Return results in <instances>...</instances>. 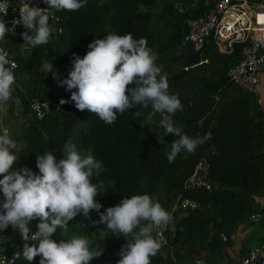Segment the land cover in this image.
<instances>
[{
	"label": "trees",
	"instance_id": "16d2710c",
	"mask_svg": "<svg viewBox=\"0 0 264 264\" xmlns=\"http://www.w3.org/2000/svg\"><path fill=\"white\" fill-rule=\"evenodd\" d=\"M155 2L156 0H87L86 5L76 11L54 10L62 27L57 42L46 47H32L31 55L26 58L30 61L37 60L44 53L47 62L52 63L53 67H62L59 79L62 80L67 78L72 68L73 54L83 57L89 50L88 44L94 39L104 38L106 34L131 33L134 39L145 38L150 46L157 33L152 25V12L148 8ZM202 5L204 6L203 3ZM200 13L196 11L168 19L165 28L172 29V32L166 35L164 33L161 42L165 45V51L184 50L186 63L182 68L204 59L214 61L216 55L230 59L229 64H225L224 77H220L223 76L222 72L219 73L218 79H223L215 88L213 96L216 98L211 97L207 102L199 104L194 112L200 110L201 113L196 118L179 117L183 123L193 122L182 129L186 135L195 138L210 132V140L198 145L193 153L181 152L173 163H169L165 145L177 137L166 135L160 126L144 125L146 120L155 118L150 115V106L149 109L136 106L123 114L118 113L116 121L109 125L94 113L76 109L70 100L71 92L66 91V85L59 84L56 94L51 97V100H58V110L46 114L39 121H29L24 126L20 136L22 145L15 152L18 160L14 170L28 168L39 174L36 157L48 150L59 161L62 158L63 143L71 139L82 155L91 151L102 162L99 175L94 172L90 177L93 184L104 185V189L96 197V201L103 205L101 212L119 204L124 197L148 194L153 198L158 186L175 196L181 194L195 198L200 202V207L183 214L166 229V234L171 235L169 243L180 245L190 256H200L202 253L217 256L225 243L219 236L224 232L222 226L239 223L246 214L248 216L252 210L249 209L252 194L264 185V110L255 97L235 87L226 77L227 69L239 57L237 45L231 54H221L216 51L212 42L199 52H193L183 42L184 20ZM190 69L192 67L183 70ZM16 74L17 72L14 76ZM228 89H232L235 94L227 95ZM22 94L17 97L22 102L23 112L29 98L35 95L30 89ZM61 99L68 103L61 104ZM137 109L143 112L140 117L134 115ZM176 117L178 115L174 114L175 120ZM176 126H179L177 121ZM157 137H164V143H158ZM210 144L214 148L208 149ZM204 155L208 160V176L216 187L211 191L185 187L199 157ZM2 202L3 194L0 193V203ZM91 214L92 211L87 218L78 214L69 221L67 228H58L53 239L59 242L66 237L85 236L89 239L90 248L95 250L96 240L90 237V228L86 227ZM261 223L264 224V221ZM29 227L31 230L30 224ZM0 236L7 241L5 243L0 240V249H18L22 254L23 247L19 244L23 240L18 231L9 226L0 232ZM108 239L109 236L106 237ZM34 244L37 242L30 246ZM161 249L162 247L155 256L150 257L151 264H170L161 254ZM39 259L38 256L29 262L21 255L9 264H39ZM90 264H97L96 259L93 258Z\"/></svg>",
	"mask_w": 264,
	"mask_h": 264
},
{
	"label": "clouds",
	"instance_id": "9594fccd",
	"mask_svg": "<svg viewBox=\"0 0 264 264\" xmlns=\"http://www.w3.org/2000/svg\"><path fill=\"white\" fill-rule=\"evenodd\" d=\"M43 2L46 8L22 0L19 19L12 21L13 26L22 25L27 29L20 35L24 43L32 47L48 43L52 33L49 10L76 11L84 7L87 0ZM8 29L6 22L0 21V40L5 38ZM87 47L89 50L83 57L73 54L67 78L59 80V84L66 85V91L71 92L70 100L76 109L94 113L109 125L116 121L118 113L123 114L136 106L144 109L150 106L152 114H169L160 122L166 135L177 137L165 145L169 163L181 152L193 153L198 145L212 138L210 132L192 138L173 124L171 116L183 110L182 104L176 95L169 94L168 75L156 64L157 55L148 47L145 38L134 39L131 33H109L102 39H94ZM16 66L0 48V104L13 99ZM43 71L52 72L54 79L58 77L52 63L45 62ZM60 103L68 101L61 99ZM142 113L137 109L134 115L140 117ZM163 138L157 137V142L163 144ZM16 148V142L5 129L0 134V193L3 194L0 232L11 226L25 241L22 254L15 253L14 259L22 255L31 262L39 256V264H89L103 254L102 248L92 250L85 236L59 242L53 236L58 228H67L69 221L78 214L87 218L94 210L99 214V221H92L93 224H105L113 235L131 237L116 253L120 257L116 264H151L150 257L162 247L161 240L155 238L153 232L166 230L173 224L171 212L148 194L124 197L119 204L101 212L103 205L96 197L104 185L93 184L90 177L94 172L99 175L102 162L91 151L82 155L71 139L63 143L59 161L48 150L36 157L39 174L28 168L14 170L18 160L13 151ZM33 220L39 221L38 230L30 235L29 224ZM0 240L7 242L3 236ZM29 240L37 244L30 246Z\"/></svg>",
	"mask_w": 264,
	"mask_h": 264
},
{
	"label": "built area",
	"instance_id": "2783aa9c",
	"mask_svg": "<svg viewBox=\"0 0 264 264\" xmlns=\"http://www.w3.org/2000/svg\"><path fill=\"white\" fill-rule=\"evenodd\" d=\"M25 2L30 3L32 6L47 7L43 0H25ZM21 6L22 0H0V21H5L6 26L9 27L5 38L0 40V48H3L7 52V58L17 65L13 70L14 73L19 70L20 63L15 52L8 46V41L13 44L16 43L19 49L24 52L31 47L24 43L20 35L22 32H26L27 29L22 25L13 26L12 24L14 19H19ZM48 14L52 33L48 43L43 44L45 46L54 45L62 33L59 17L54 10H49ZM182 39L193 52L201 51L212 42L217 52L231 54L237 45L239 47V57L227 69L226 77L241 91L255 98L260 97L261 72L264 73V0L255 3H250L248 0H217L200 14L189 16L184 20ZM191 67L184 66L183 69L188 70ZM214 97L216 98V96ZM59 106L58 100L48 99L43 101L36 98V96L30 97L27 103L31 116L37 121L43 119L48 113L56 112ZM150 115L157 118L158 126H160L161 120L169 114H152L150 108ZM171 120L176 125L174 114L171 116ZM211 150L213 151V149ZM207 169V156L199 157L193 173L185 183V187L190 189L202 188L207 191L213 190L216 185L210 180ZM172 206L173 209L179 207L189 212L198 209L200 202L195 198L178 194ZM247 217L252 224L263 222L264 207L250 210ZM32 233L35 232L31 229L30 235ZM153 236L161 240L162 246L167 243L166 230L154 231ZM219 236L222 242L227 241L226 233L222 232ZM33 242L31 240L27 241L29 245ZM24 243L25 241H22L19 246L23 247ZM17 252L18 249H0V264H9L15 261L14 254ZM212 264H264V239L249 248L240 257L234 259L222 258L215 260Z\"/></svg>",
	"mask_w": 264,
	"mask_h": 264
},
{
	"label": "rangeland",
	"instance_id": "374dc122",
	"mask_svg": "<svg viewBox=\"0 0 264 264\" xmlns=\"http://www.w3.org/2000/svg\"><path fill=\"white\" fill-rule=\"evenodd\" d=\"M215 1L217 0H156V2L150 6L148 9L152 12L153 15V27L156 28L157 36L153 43L148 46L152 49V51L157 55L156 64L162 68V73H167L168 75V83H169V94L176 95L182 104V111L178 110L175 113L177 125H179L182 129H184V126H188L191 123H183V120L179 119L180 116L183 118H196L197 115L201 112L195 113V109L198 107L199 104L207 102L211 97H214L215 94V88L219 86V81H221L223 78L218 79L219 73L222 72L223 76L220 75V77H224V71H225V64H229L230 59L227 60V57L222 56H214L216 57L214 61L208 62L206 61H199L192 66V69L189 71H184L182 66L185 62L184 57L185 54L184 50H174V51H165L163 50V47L165 46L163 42H161L162 38L164 37V33L170 34L172 32V29L165 28V23L168 19H173L175 17L181 16V15H189L193 12H202L203 10H206L208 7H210ZM250 3L260 2L262 0H248ZM204 4V6L202 5ZM183 54V57H182ZM222 54V53H221ZM227 61V62H226ZM47 62L45 58V54L43 53L41 57L37 60L30 61L29 59L24 56L22 59L19 60V70L17 71V74L15 77V80L18 84V86L22 85L23 80V73L26 77V73L28 72L31 75H34V84L40 85L42 84L40 82L41 77H49L52 81L53 85H56L58 78H53L52 72L46 73L43 71V65ZM194 67V68H193ZM55 71L58 73V69L56 67H53ZM129 87H133V85H129ZM13 89H16L17 95L20 94L23 95L17 87L13 86ZM54 89V88H53ZM33 93V92H32ZM14 95V94H13ZM18 98V97H16ZM11 103V100L8 101ZM198 110V109H197ZM181 118V117H180ZM150 122L145 123V126L153 127L158 126V122L156 117L151 118ZM190 121V120H189ZM194 129V128H193ZM176 196L173 193H168L162 186H158L153 195V199L155 201H158L162 207L166 211H170V204L171 201L174 200ZM92 221H99V216L96 211H92V214L90 216V219L88 221V224L86 227L90 228V237L94 238L95 241V250H97L98 246L101 245L103 239L105 238L106 234H111L112 232L106 228L105 224L96 223L93 224ZM39 223L38 220H33L30 225L31 229L36 232L38 229L36 225ZM235 224V223H232ZM86 228V229H87ZM244 228V231L241 232ZM241 230V231H240ZM264 224L258 223L256 225H252L248 223L246 215L244 218L236 224V230L234 233L230 235L231 237H235V239L240 240L241 243H239L240 247L242 248L241 253H245L251 246L257 244L259 241L264 239ZM112 238L106 241H109L107 243H114L117 246H122L123 242L120 241V239L123 238V236H116L115 238L113 233L111 234ZM70 239L69 238H64ZM170 239V237H169ZM35 242V241H34ZM167 243H169V240H167ZM99 244V245H98ZM98 245V246H97ZM166 245H163L164 247ZM230 246V240L227 236V241L223 244V253L224 257L228 258H236L237 257V247L231 248ZM226 247V248H225ZM188 254V253H187ZM185 255L189 257V260H186L185 256L178 255L177 262L180 264H185L184 262H187V264H194L195 256H190L189 254ZM201 255V254H200ZM201 258V257H199ZM215 258H221L220 254L217 255ZM97 261V264H99V261L97 258H94ZM185 261H184V260ZM203 259V258H201ZM92 261V260H91ZM89 261V264L90 262Z\"/></svg>",
	"mask_w": 264,
	"mask_h": 264
},
{
	"label": "crops",
	"instance_id": "0c3cea01",
	"mask_svg": "<svg viewBox=\"0 0 264 264\" xmlns=\"http://www.w3.org/2000/svg\"><path fill=\"white\" fill-rule=\"evenodd\" d=\"M53 10H55V9H53ZM7 44L15 52L16 56L18 57V60L22 59L24 56L27 57V56L31 55L32 46L30 47L29 50L24 52V51H21L19 49V47L16 43L13 44L10 41H8ZM42 46L44 47L45 45H42ZM204 60H206V59H204ZM56 69H58V77H59L56 85L52 84V81L49 77H43V78L41 77L40 82L42 84L36 86L34 84V82H35L34 75L33 74L31 75L30 73L25 72L26 77L24 76V73L22 75L23 76V80H22L23 84L18 86V84L15 80V84L13 86L17 87V89L22 93H26V91L28 89H30L31 92H33V94L36 96V98H38L40 100L45 101V100L51 99V97H53L58 90L59 79H60V75L62 72L61 66L56 67ZM15 77H17V76L15 75ZM13 94L14 95H13V99L11 100V103L7 102L6 104H0V134H3V131L5 129L8 131L10 138H12L17 144V148L15 150H13L14 152H16V150L22 145V140L20 139V136H21V133L23 131L24 126L29 121H34V119L31 116L27 107L23 112H22V110L21 111L15 110L14 99L17 97L16 89H13ZM233 94H235V92L232 89L227 90V95H233ZM256 99L258 100V103H259L261 109L264 110V73L263 72H261L260 97L256 98ZM150 119L146 120L144 122V124L147 122H150L151 121ZM209 148H214V146L212 144H210L208 146V149ZM175 198H174V200H175ZM174 200L171 201V204H170L171 208L169 211L173 215V224L177 218H179L183 214L187 213V211H185L179 207H176L175 209H173L172 204H173ZM263 207H264V185L258 191L254 192L252 194V204H251V207L249 209H255V208L261 209ZM246 218H247V214H246ZM173 224L169 225V227H171ZM236 224L237 223H235V224L230 223L227 225H223L222 228H223L224 232L227 234V236L229 237V240H230V246L229 247L235 248V246H238L237 250H236L238 252L237 253V257H238V256L244 254V253H241V247L239 245V243H241V241L240 240L238 241V239H235V237L230 238V235L232 233H234L236 230ZM241 230L240 231L243 232L244 228ZM108 236H109V241H110L112 236L109 234H106L105 238L103 239L104 241H102L101 245L100 246H98L99 244L97 245L98 248L100 247L103 249V254L97 258L99 261V264H116V262L120 258L118 255H116V253L119 252L121 247L126 243V240L131 239V237H124L123 236V238L120 239V241L123 242V245L117 246L114 243H107V242H109V241H106V237H108ZM116 236L117 235H114L113 238H115ZM169 237H171V235H167L168 239H169ZM165 245L166 246L162 247V249H161V254L163 255V257L166 260H168L170 262V264H180L179 262L176 263L178 255H182V256L184 255L186 260H189V257H187L185 255V251L180 245L170 244V243H166ZM98 248H97V250H98ZM219 254H220L221 258H215L216 257L215 255L202 253L200 256H195L194 262L196 263L197 260H200L201 258H203L201 260H203L206 264H212L215 260L226 258V257H224L225 255L223 253V249L218 251L217 255H219ZM191 256H194V255H191ZM199 257H201V258H199ZM228 258H230V257H228ZM230 259H234V258H230ZM184 263L187 264V262H184Z\"/></svg>",
	"mask_w": 264,
	"mask_h": 264
},
{
	"label": "water",
	"instance_id": "95a60500",
	"mask_svg": "<svg viewBox=\"0 0 264 264\" xmlns=\"http://www.w3.org/2000/svg\"><path fill=\"white\" fill-rule=\"evenodd\" d=\"M14 108L17 111H21L22 110V102L20 100V98H15L14 99ZM197 264H206L203 260H197L196 261Z\"/></svg>",
	"mask_w": 264,
	"mask_h": 264
}]
</instances>
